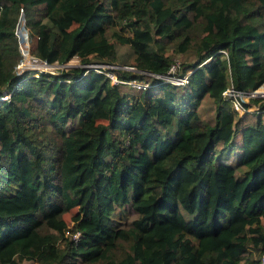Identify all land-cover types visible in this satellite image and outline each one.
Listing matches in <instances>:
<instances>
[{"label":"trees","instance_id":"16d2710c","mask_svg":"<svg viewBox=\"0 0 264 264\" xmlns=\"http://www.w3.org/2000/svg\"><path fill=\"white\" fill-rule=\"evenodd\" d=\"M19 14L47 62H115L108 31L139 69L163 73L174 40L194 59L136 92L93 66L18 72ZM262 82L264 0H0V264H261L264 121L222 90Z\"/></svg>","mask_w":264,"mask_h":264},{"label":"built area","instance_id":"2783aa9c","mask_svg":"<svg viewBox=\"0 0 264 264\" xmlns=\"http://www.w3.org/2000/svg\"><path fill=\"white\" fill-rule=\"evenodd\" d=\"M21 59L16 63L17 66H24L28 69H43V68H37V66L46 67L47 70H50L49 67L51 66V62H47L44 59L39 58L36 55L31 54L28 50L23 49L21 51ZM63 65L67 66L68 63H62ZM87 66L95 67L96 70H101L103 73H105L110 81L112 82H123L128 84L129 86L133 88H145L148 86L149 81L141 79V77H130L127 79L119 78L114 71L110 69H104L103 62H90V63H84ZM110 65V66H107ZM179 66V61L176 59L170 60L168 63V66L166 70L163 73H152L149 70L145 69H139L135 67L132 64L129 63H122V64H116V63H107L105 67H121L124 69H128L131 71H135L139 74L147 75V76H156L161 78L164 81H170L175 83H181L186 80V75L188 74L189 70L184 72L183 74L179 75L177 72V68ZM103 69V70H102ZM262 84V83H261ZM259 84L256 87L253 88H247V89H238L232 87L231 84L227 85L225 89L222 90V94L226 97V99L229 102L230 107L234 110L236 114H240L245 111L254 110L255 112H262L264 113V102H261V99L264 98V88L260 87ZM8 95V93H3L0 95V98H4ZM257 97H260L259 99H254ZM250 99H253L255 102H252ZM78 235V231L75 230L72 232V236L75 238ZM261 264H264V255L261 254L259 256Z\"/></svg>","mask_w":264,"mask_h":264},{"label":"rangeland","instance_id":"374dc122","mask_svg":"<svg viewBox=\"0 0 264 264\" xmlns=\"http://www.w3.org/2000/svg\"><path fill=\"white\" fill-rule=\"evenodd\" d=\"M14 32H15V35H16V39H17V44H18L19 51H20V49H21V51L23 49L29 51L31 42H30V39H29V34L27 33L26 29H24V26H23V18L21 16V14H19L17 16L16 23H15V26H14ZM122 32L124 34H127L128 33L127 30H126V28L123 29ZM107 36H108V39L109 40L114 41V46H115V49H116V60L113 63L122 64V62H125V63L132 62V53H131L128 45L126 43H119L109 33V31L107 32ZM165 52L169 55V57H170L171 60L172 59H176V60L179 61V63L183 62L185 64L186 62L192 61L194 59L193 50H191V49L178 50V48L176 46V40L171 41L170 43H166L165 44ZM21 57H22V55H21V52H20V58L19 59H21ZM59 63L56 62V61L51 62V66L49 67L50 70H47L48 68L41 67V66H37V68H43V69H41L43 71H57V69L59 67H63L64 66L62 63H60V64ZM66 63H68L69 65H77V64L85 65V64L79 63L78 58L76 56H74V55L71 56L66 61ZM103 64H104L103 67H105L107 63H103ZM107 66H110V65H107ZM15 68H16V70L18 72H20V70L28 69V68H26L24 66H17V65L15 66ZM112 68H115V67H112ZM141 79H144V80L146 79V80L149 81L150 77L145 76V75L142 74V78ZM119 87L122 90L136 92V89L135 88H133V87L131 88V86L127 85L126 83H121L119 85ZM260 87H263L264 88V82H262V84L260 85ZM259 98L260 97H257V98L254 97V99H256V100L259 99ZM250 100L252 102H255L253 99H250ZM261 102H264V98L261 99ZM198 112H199L200 116L203 119H205V120H211L212 113H213V105H212L211 100L208 97L205 96L201 100L200 105L198 107ZM254 113H255L254 110H249V111L242 112L240 114H236L235 117H237V116L240 115L241 116V119H240L241 122H245V121L248 122V121H252V117L254 116ZM260 114H261L260 115L261 119L264 121V113L260 112ZM236 145H235V150L237 151V150H239L241 148V144L238 143ZM226 157H225V159H227L229 161H235L236 160V152L234 151L227 158ZM74 211H75V206L70 207L67 210H65L64 212H62V216H63V218L65 219V221L67 223L66 224L67 227H70L71 226V220H70L69 217H70V215ZM131 215H133V214L132 213H129V216H131ZM262 223L264 225V220L263 219H262ZM248 254H251V250H247L244 253V255H248ZM252 257H256V254L253 253ZM19 264H37V262L34 261V260L22 259V260L19 261Z\"/></svg>","mask_w":264,"mask_h":264},{"label":"clouds","instance_id":"9594fccd","mask_svg":"<svg viewBox=\"0 0 264 264\" xmlns=\"http://www.w3.org/2000/svg\"><path fill=\"white\" fill-rule=\"evenodd\" d=\"M259 260H260V258H259ZM261 263V262H260Z\"/></svg>","mask_w":264,"mask_h":264}]
</instances>
